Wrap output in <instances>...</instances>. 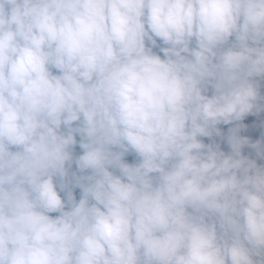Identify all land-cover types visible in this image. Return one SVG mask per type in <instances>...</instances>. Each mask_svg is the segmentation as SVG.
Returning a JSON list of instances; mask_svg holds the SVG:
<instances>
[{"label":"clouds","instance_id":"clouds-1","mask_svg":"<svg viewBox=\"0 0 264 264\" xmlns=\"http://www.w3.org/2000/svg\"><path fill=\"white\" fill-rule=\"evenodd\" d=\"M259 113L264 0H0V264H264Z\"/></svg>","mask_w":264,"mask_h":264},{"label":"crops","instance_id":"crops-1","mask_svg":"<svg viewBox=\"0 0 264 264\" xmlns=\"http://www.w3.org/2000/svg\"><path fill=\"white\" fill-rule=\"evenodd\" d=\"M250 121L253 122V125L255 126L256 130L254 132H252L251 135V139L254 140V139H260L261 138V134L264 133V113H259V114H256V115H250ZM252 117V118H251ZM261 130V131H259ZM261 132V133H260ZM225 142V146H224V151H229V147L226 143V140L224 141ZM244 154L245 155H250L252 156L253 158H255V154H254V151L248 147H245L244 148Z\"/></svg>","mask_w":264,"mask_h":264},{"label":"rangeland","instance_id":"rangeland-1","mask_svg":"<svg viewBox=\"0 0 264 264\" xmlns=\"http://www.w3.org/2000/svg\"><path fill=\"white\" fill-rule=\"evenodd\" d=\"M250 116V115H249ZM249 116H247V117H245L244 118V120L241 122V123H243L244 125H246L247 127L249 126V125H247L248 124V121H250L249 119H250V117ZM252 118V117H251ZM230 127H232V125H221L220 126V128H221V132L223 133V137H217V136H213V140H215L217 143H219L220 144V146H221V149L223 150L224 149V146H225V140H226V137H227V135H228V129L230 128ZM246 127V128H247ZM243 129H245V128H243ZM243 129H241V131L243 130ZM245 131V130H244ZM250 132V131H249ZM245 133V135L244 136H249L250 138H251V135L248 133V132H244ZM204 140H205V143H210L211 141L208 139V138H204ZM255 140H257V139H254V141ZM77 151H79V149H77ZM129 163H131L130 161H129ZM72 170H75V166H73V169ZM75 194H76V196L78 197V195H80V190L77 188V189H75Z\"/></svg>","mask_w":264,"mask_h":264},{"label":"trees","instance_id":"trees-1","mask_svg":"<svg viewBox=\"0 0 264 264\" xmlns=\"http://www.w3.org/2000/svg\"><path fill=\"white\" fill-rule=\"evenodd\" d=\"M247 125H249L247 128H245V129H243L241 132H240V134L241 135H245V133L244 132H248L249 134H252V132H254L255 130H256V128H255V126L253 125V122L252 121H248V124ZM245 130V131H244ZM250 131V132H249ZM259 131H261V130H259ZM262 132V131H261ZM260 132V133H261ZM128 162L130 161L131 163H133V162H135L134 161V158L132 157V156H127L126 158H125ZM77 198H79V195H78V197Z\"/></svg>","mask_w":264,"mask_h":264}]
</instances>
